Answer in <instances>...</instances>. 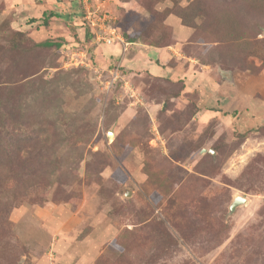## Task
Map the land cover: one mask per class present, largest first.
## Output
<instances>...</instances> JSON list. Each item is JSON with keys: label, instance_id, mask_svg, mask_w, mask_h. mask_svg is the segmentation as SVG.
<instances>
[{"label": "rangeland", "instance_id": "374dc122", "mask_svg": "<svg viewBox=\"0 0 264 264\" xmlns=\"http://www.w3.org/2000/svg\"><path fill=\"white\" fill-rule=\"evenodd\" d=\"M83 1L0 0V264H264V0Z\"/></svg>", "mask_w": 264, "mask_h": 264}, {"label": "built area", "instance_id": "2783aa9c", "mask_svg": "<svg viewBox=\"0 0 264 264\" xmlns=\"http://www.w3.org/2000/svg\"><path fill=\"white\" fill-rule=\"evenodd\" d=\"M85 1V0H84ZM83 1V2H84ZM104 1V0H103ZM86 2V1H85ZM87 3V2H86ZM96 22L94 21V23L93 24H95ZM107 28H109V27H107ZM103 30V31H102ZM98 31H99V33H98V35H97V39H98V41H101V40H105V42H107V41H112V40H121L122 42H124V40L122 39V38H117V39H113L114 37H115V34L112 32L111 34H110V36H109V38H107V30H106V28H104L103 26H102V24H101V26H99V28H98ZM102 33H104L103 35H102ZM111 39V40H110Z\"/></svg>", "mask_w": 264, "mask_h": 264}, {"label": "trees", "instance_id": "16d2710c", "mask_svg": "<svg viewBox=\"0 0 264 264\" xmlns=\"http://www.w3.org/2000/svg\"><path fill=\"white\" fill-rule=\"evenodd\" d=\"M94 35L92 34V32L91 31H88V33H87V37H93ZM128 38L130 39V40H134V37H132V36H130V35H128ZM44 45H47V46H51V45H57V46H62L63 44L61 43V42H53V41H46V42H44Z\"/></svg>", "mask_w": 264, "mask_h": 264}, {"label": "water", "instance_id": "95a60500", "mask_svg": "<svg viewBox=\"0 0 264 264\" xmlns=\"http://www.w3.org/2000/svg\"><path fill=\"white\" fill-rule=\"evenodd\" d=\"M111 133V132H110ZM246 201L245 198L241 197V196H236L231 204V210H234L236 208L237 205L242 204Z\"/></svg>", "mask_w": 264, "mask_h": 264}, {"label": "crops", "instance_id": "0c3cea01", "mask_svg": "<svg viewBox=\"0 0 264 264\" xmlns=\"http://www.w3.org/2000/svg\"><path fill=\"white\" fill-rule=\"evenodd\" d=\"M147 50H148V49H147ZM156 51H159V49L153 47V48H152V52H156ZM165 51H167V50H165Z\"/></svg>", "mask_w": 264, "mask_h": 264}]
</instances>
